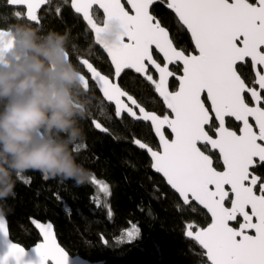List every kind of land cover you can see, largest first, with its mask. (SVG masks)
Segmentation results:
<instances>
[{"label": "snow or ice", "instance_id": "snow-or-ice-1", "mask_svg": "<svg viewBox=\"0 0 264 264\" xmlns=\"http://www.w3.org/2000/svg\"><path fill=\"white\" fill-rule=\"evenodd\" d=\"M63 2L82 17L93 44L110 60L112 72L103 74L89 58L92 44L88 56L77 57L87 70L82 74L84 95L94 85L103 100L115 106L116 121L123 122L126 114L133 121L149 123L158 147L139 138L132 142L147 151L150 167L173 190L178 210L183 206L195 210V202L210 216L206 227L189 221L185 230V236L201 250L203 264H264V0H127L126 5L122 0ZM157 2L175 14L178 28L190 34L194 51L178 47L169 29L150 11ZM6 4L12 11L3 21L11 18L38 25L40 11L51 0H6ZM56 11L60 13L61 8L57 6ZM13 24L0 27V36L10 35ZM249 61L251 82L237 67ZM125 70L154 86L166 114L146 110L120 86L117 81ZM173 77L179 82L174 91L170 90ZM99 107L100 114L111 120L107 108L102 103ZM230 119L238 122V131L229 126ZM91 123L114 140L120 139L94 116ZM85 147L74 145L72 152ZM88 181L99 193L111 195L109 184L95 174H89ZM52 195L62 200L58 191ZM92 200L100 205L98 196ZM32 223L43 238L33 249L38 264H69L66 250L56 242L53 225L35 219ZM141 234L133 224L116 243H133ZM0 241L5 248L0 264H25L26 252L11 241L8 220L2 214Z\"/></svg>", "mask_w": 264, "mask_h": 264}, {"label": "trees", "instance_id": "trees-1", "mask_svg": "<svg viewBox=\"0 0 264 264\" xmlns=\"http://www.w3.org/2000/svg\"><path fill=\"white\" fill-rule=\"evenodd\" d=\"M57 6L61 8L60 13L56 11ZM11 11L6 0H0V27L16 23L11 18L3 21L5 15L10 17ZM151 12L169 29L178 47L192 50L186 32L178 28L176 19L164 4L157 2ZM39 15L40 23L31 26L43 34L49 31L68 32L71 57L88 56L89 45L92 44L89 58L93 57L101 63L100 68L104 72L105 58L100 55L91 34L82 20L72 13L69 4L65 5L63 0H51V4L43 8ZM97 15L100 17L98 11ZM174 70L178 73V69ZM238 71L251 82L249 65L238 67ZM120 85L148 111L159 115L166 113L150 82L128 72L122 76ZM175 87L176 84L170 82V90ZM92 101L90 108L87 107V118L82 122L85 139L82 143L73 144L71 150L74 145L86 146L74 155L89 174H95L109 184L111 195L103 199L88 180L77 184L74 180L59 177L44 179L45 175L39 171L24 172L16 181L14 194L0 200L2 214L8 220L10 239L24 248L33 246L39 237L29 220L35 219L53 225L59 244L68 254L78 255L90 262L203 264L201 250L184 238V232L189 221L206 227L210 220L194 204L195 210L187 206L178 210L173 193L151 171L147 156L132 142L134 138H139L156 147L149 127L123 119V122L114 121L115 126L110 128L111 133L119 135L120 139L114 140L110 134L98 133L91 125V117L94 116L98 122L107 117L100 114L101 103L107 112L110 109L98 97ZM229 126L235 130L238 128L231 121ZM57 191L62 197L60 202L52 195ZM94 196H98L99 206L92 200ZM133 224L142 230L141 237L133 243L117 244L116 241Z\"/></svg>", "mask_w": 264, "mask_h": 264}, {"label": "clouds", "instance_id": "clouds-1", "mask_svg": "<svg viewBox=\"0 0 264 264\" xmlns=\"http://www.w3.org/2000/svg\"><path fill=\"white\" fill-rule=\"evenodd\" d=\"M11 40V49L0 46V200L27 171L86 182L89 172L71 150L85 139L88 104L69 33L15 23Z\"/></svg>", "mask_w": 264, "mask_h": 264}, {"label": "water", "instance_id": "water-1", "mask_svg": "<svg viewBox=\"0 0 264 264\" xmlns=\"http://www.w3.org/2000/svg\"><path fill=\"white\" fill-rule=\"evenodd\" d=\"M254 2H255V0H254ZM253 2V3H254ZM122 3H124L125 5L127 4V0H122ZM157 4V3H156ZM156 4H154V5H156ZM153 5V6H154ZM8 6V5H7ZM69 6H70V4H69ZM152 6V7H153ZM9 7V6H8ZM46 6H44L43 8H45ZM152 7L150 8V11H151V9H152ZM10 8V7H9ZM42 8V9H43ZM12 9V8H11ZM70 9H71V7H70ZM165 9L169 12V13H171L172 15H173V17L175 18V14L170 10V9H168L167 7H166V4H165ZM71 11H72V13L75 15V16H78L81 20H82V17H80L78 14H76V13H74V11L71 9ZM129 11H131L130 10V8H129ZM41 12V11H40ZM98 12L103 16V13H102V10H98ZM176 19V18H175ZM82 22H83V24L85 25V22L82 20ZM31 25H35V24H31ZM185 32H186V34H187V36H188V38H189V40H190V42H191V45H192V47H193V50H194V45L192 44V41H191V36H190V34L189 33H187V31L186 30H184ZM92 36V35H91ZM92 39H93V37H92ZM0 46H2V50H4V51H7L8 49H11V47H12V40H11V33H10V35H7V34H5V35H3V36H0ZM95 47H97L102 53H103V55L106 57V59L108 60V63H109V65H110V60L107 58V55H106V53H104L103 52V50L102 49H100L98 46H95ZM10 55L12 54V53H9ZM161 59H162V57H161ZM249 63H250V61H249ZM244 64L245 63H240V64H238V66L237 67H239V66H244ZM251 65V64H250ZM111 67V66H110ZM125 72H131L132 74H134V75H136V76H139L141 79H143V80H145L143 77H141L139 74H137V73H135V72H133L132 70H125ZM180 74H182V72L180 71ZM123 75V74H122ZM172 79H174L175 80V78L173 77V78H170V81L172 80ZM120 80V79H119ZM119 80L117 81L118 83H119ZM176 81V80H175ZM177 82V88H178V81H176ZM177 88H176V90H177ZM98 90V89H97ZM98 92H99V90H98ZM99 94H100V97H101V99H102V101L106 104V105H109V106H111L113 109H114V105L113 104H110L109 102H107V101H105V100H103V97H102V93H100L99 92ZM154 94L156 95V97H157V99L161 102V104H162V106H163V108L165 109V111L166 112H168V110L166 109V106L164 105V103H163V101H162V99L159 97V95L154 91ZM205 98H206V95H205ZM125 100L127 99L126 97L124 98ZM136 111L138 112V109H136ZM124 116H126L128 119H130V120H132L130 117H128L126 114L124 115ZM231 121H233L237 126H238V122H236V121H234V120H232V119H230ZM133 121V120H132ZM133 122H135V123H141V124H144V125H148L149 126V128H150V130H151V133H152V135H153V137H154V139H155V141H156V143H157V145H159V141H158V139L155 137V134H154V132L152 131V129H151V125L149 124V123H145V122H143V121H133ZM254 123V122H253ZM93 128H94V130L96 131V132H98V133H101V134H104V135H107L106 133H103V132H100L99 130H97L94 126H93ZM238 130H239V128H238ZM167 132L169 133V135H171V133H170V130H167ZM136 146V145H135ZM137 148H138V146H136ZM139 149V148H138ZM142 153H144L146 156H147V159L149 160V162H150V160H151V157L149 156V154L147 153V151L146 150H141V149H139ZM221 167H222V165H221ZM150 169H151V171L155 174V175H157L163 182H164V184L166 185V187L173 193V190H171V188H170V186L167 184V182L164 180V178L162 177V175L161 174H158V173H156L151 167H150ZM227 203V202H226ZM193 204L196 206V207H198L201 211H203L205 214H206V210L205 209H203L200 205H198V204H196L195 202H193ZM227 206H229L230 207V203H228V205ZM0 214H2V211H1V208H0ZM3 215V214H2ZM207 215V214H206ZM208 216V215H207ZM208 218H209V220H210V216H208ZM39 222V221H38ZM29 223H30V225H31V227L33 228V230L37 233V235H38V237H39V241L38 242H36L33 246H31V247H29V248H24V250H25V252H26V256L24 257V260H25V264H28V262H31V264H38V257H37V255L35 254V252L33 251V249L36 247V245H37V243H41V242H43V238H42V236H40V234H39V230L35 227V225L32 223V219H30L29 220ZM40 223H43V222H40ZM48 223V222H47ZM232 223V225L233 226H235V227H238V224L236 223V222H231ZM237 224V225H236ZM186 230V229H185ZM53 234H54V236H55V239H56V242H57V244L59 245V246H61L60 244H59V242H58V240H57V238H56V234H55V232H54V228H53ZM250 234H253L254 235V233H250ZM184 238L186 239V240H188V241H190V242H193V241H191L189 238H187L186 236H185V232H184ZM12 241V240H11ZM13 242V241H12ZM13 243H15V242H13ZM194 243V242H193ZM195 244V243H194ZM196 245V244H195ZM21 246V245H20ZM22 247V246H21ZM62 247V246H61ZM198 247V246H197ZM63 248V247H62ZM199 248V247H198ZM4 251H5V248H4V245H3V242L2 241H0V255H2L3 253H4ZM67 252V251H66ZM67 256H68V260H69V264H102V262H90V261H88V260H86V259H84V258H82V257H80V256H78V255H75V256H72V255H70V254H68V252H67Z\"/></svg>", "mask_w": 264, "mask_h": 264}, {"label": "flooded vegetation", "instance_id": "flooded-vegetation-1", "mask_svg": "<svg viewBox=\"0 0 264 264\" xmlns=\"http://www.w3.org/2000/svg\"><path fill=\"white\" fill-rule=\"evenodd\" d=\"M164 7H165V4H164ZM99 13V12H98ZM100 14V13H99ZM100 17L102 18V15L100 14ZM90 33V32H89ZM91 38H92V36H91ZM92 41H93V39H92ZM191 43V42H190ZM192 46V45H191ZM97 48V47H96ZM98 49V48H97ZM98 51L100 52V55H102L104 58H105V61H106V65H105V67H104V72L101 70V68H100V66L102 65L101 63L99 64V62L96 60V59H94L93 57L91 58L90 57V60H91V62L94 64V66L98 69V70H100L103 74H110L111 72H112V69H111V67H110V65H109V63H108V60L106 59V57L103 55V53L98 49ZM191 51H194L193 50V47H192V50ZM71 57V56H70ZM101 59V58H100ZM71 61L79 68V70L82 72V74H86L87 73V70H86V68H83L79 63H78V60H77V56H74V57H71ZM103 61V60H102ZM103 64H104V61L102 62ZM246 65H249V67H250V69H251V65H250V63L248 62L247 64H244V66H239V67H245ZM174 69H177L175 66H172ZM251 72H252V69H251ZM125 73H128V72H125ZM124 73V74H125ZM131 73V72H130ZM123 74V75H124ZM177 74H180V69H178V73ZM122 75V76H123ZM134 75V74H133ZM252 75H253V73H252ZM122 76H121V78H122ZM136 76V75H135ZM137 77H139V76H137ZM121 78H120V80H119V84H120V81H121ZM140 78V77H139ZM141 79V78H140ZM143 80V79H142ZM144 81H146V80H144ZM174 82L175 84H176V87H175V89L174 90H176V88H177V82L174 80V79H172L170 82ZM146 82H148V81H146ZM121 86V85H120ZM173 90V91H174ZM130 94V93H129ZM131 95V94H130ZM85 96V98L87 99V100H90V104H88L87 105V107L88 108H90V106H91V104L93 103V101H92V99H95V98H99L100 100H102L101 99V97H100V94H99V92H98V90H97V88L94 86V85H92L91 86V91L89 92V93H87V95H84ZM134 97V96H133ZM103 102V101H102ZM108 107H109V109H110V112H108V114L109 115H111L112 116V119L111 120H109L107 117L106 118H101V121H99V123H101V125L102 126H104V127H108L109 129L110 128H112V127H114L115 126V123H114V121H116L115 120V117H114V109L111 107V106H109V105H107ZM147 110V109H146ZM153 112V111H152ZM167 113V112H166ZM165 113V114H166ZM164 115V114H163ZM124 119H127V120H129V121H131V122H133L132 120H130V119H128L126 116H124ZM229 121H231V120H229ZM98 122V121H97ZM231 122H233V121H231ZM133 123H135V122H133ZM234 123V122H233ZM136 124H141V123H136ZM91 125H92V123H91ZM142 125H144V124H142ZM234 125H236L235 123H234ZM146 126H148V125H146ZM237 126V125H236ZM92 127H93V125H92ZM149 127V126H148ZM238 127V126H237ZM94 129V128H93ZM149 130H150V128H149ZM237 131H238V128H237ZM150 132H151V130H150ZM167 134L169 135V133L167 132ZM108 135V134H107ZM151 135H152V133H151ZM153 136V135H152ZM170 136V135H169ZM154 138V137H153ZM155 140V139H154ZM155 143H156V141H155ZM156 147H158V145H157V143H156Z\"/></svg>", "mask_w": 264, "mask_h": 264}, {"label": "rangeland", "instance_id": "rangeland-1", "mask_svg": "<svg viewBox=\"0 0 264 264\" xmlns=\"http://www.w3.org/2000/svg\"><path fill=\"white\" fill-rule=\"evenodd\" d=\"M97 191H98V189H97ZM98 192H99V191H98ZM99 194L101 195V197H103V199L107 197V196H105V194H103V193H99Z\"/></svg>", "mask_w": 264, "mask_h": 264}]
</instances>
